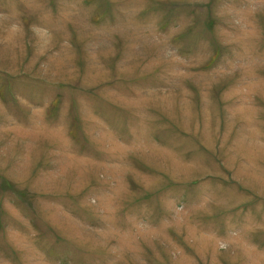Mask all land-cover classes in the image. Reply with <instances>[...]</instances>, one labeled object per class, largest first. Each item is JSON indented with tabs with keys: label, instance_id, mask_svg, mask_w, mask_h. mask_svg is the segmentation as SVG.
<instances>
[{
	"label": "rangeland",
	"instance_id": "1",
	"mask_svg": "<svg viewBox=\"0 0 264 264\" xmlns=\"http://www.w3.org/2000/svg\"><path fill=\"white\" fill-rule=\"evenodd\" d=\"M0 264H264V0H0Z\"/></svg>",
	"mask_w": 264,
	"mask_h": 264
}]
</instances>
